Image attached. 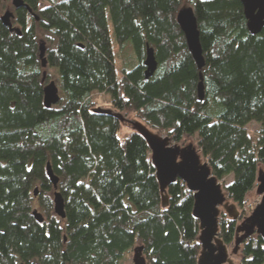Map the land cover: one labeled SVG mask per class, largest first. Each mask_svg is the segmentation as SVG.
Masks as SVG:
<instances>
[{
  "label": "trees",
  "instance_id": "obj_1",
  "mask_svg": "<svg viewBox=\"0 0 264 264\" xmlns=\"http://www.w3.org/2000/svg\"><path fill=\"white\" fill-rule=\"evenodd\" d=\"M22 1L30 12L21 7L11 19L19 34L0 21V264H127L138 245L147 264H196L191 193L177 180L162 204L144 139L132 129L122 134L127 122L92 112L95 97L105 94L106 107L171 143L192 137L225 199L241 208L264 170V25L250 34L239 0ZM5 7L0 0V15ZM183 7L196 19L200 69L175 22ZM108 24L134 58L119 73ZM146 47L156 67L145 80ZM49 68L60 98L45 108ZM46 162L63 218L52 211ZM217 225L232 245L236 220L219 211ZM230 258L264 264V242L252 234Z\"/></svg>",
  "mask_w": 264,
  "mask_h": 264
},
{
  "label": "water",
  "instance_id": "obj_2",
  "mask_svg": "<svg viewBox=\"0 0 264 264\" xmlns=\"http://www.w3.org/2000/svg\"><path fill=\"white\" fill-rule=\"evenodd\" d=\"M242 5V12L245 18L246 29L250 34L258 33L264 25V0H239ZM25 8L30 9L22 0H11V9H5L0 15L1 23L10 31L19 34V28L12 26L13 10ZM35 19L37 16L33 13ZM175 22L183 34L187 49L198 69L203 66L202 51L199 43V33L196 19L190 7H183L175 15ZM44 47L38 44V57L42 67L46 62L43 57ZM144 79L146 80L154 71L156 61L151 47L145 48L143 60ZM45 78V71L42 72V81ZM198 99L203 97L202 77L199 74V81L196 86ZM60 96L58 87L54 80L44 82L42 88L43 107L49 108L58 102ZM92 112L106 114L117 118L123 126L131 128L139 134L147 144L149 150V161L154 168V176L158 183L161 203H166V188L168 185L180 180L185 188L191 193L193 202L191 215L197 220L198 235L197 241L200 250L196 258V264H234L230 254H234L239 244L252 234L260 236L264 242V170L257 169L255 177V192L260 196L259 201L254 205L248 215L244 216L235 226L233 246L230 251L217 236V218L220 209L226 215L235 220L238 217L235 205L225 199L221 183L210 173L206 161L200 157L199 151L192 143L179 145L171 143L162 135L149 130L144 124L137 120L124 118L120 113L110 108L96 106ZM46 176L52 186V211L60 217H64L63 199L57 191L58 178L50 168L48 162L45 165ZM33 196L37 194V188L33 189ZM37 222L42 221V215L36 208L31 211ZM131 264H147L142 255V246L133 248Z\"/></svg>",
  "mask_w": 264,
  "mask_h": 264
},
{
  "label": "rangeland",
  "instance_id": "obj_3",
  "mask_svg": "<svg viewBox=\"0 0 264 264\" xmlns=\"http://www.w3.org/2000/svg\"><path fill=\"white\" fill-rule=\"evenodd\" d=\"M4 4H5V8L2 10V13L5 9H10L11 8V0H3ZM185 5V4H184ZM1 13V14H2ZM109 25V29H110V37H111V41H112V50H113V56H114V66L117 70V72L119 73V71L121 70V68L123 67H131L134 64V58L130 49V44L129 42H126L123 47L119 48L117 47V45L115 44V41L113 39L112 33H111V26ZM55 72L56 69L55 68H49L48 69V74H49V79H53L55 80ZM97 106L102 107V108H107V96L105 94H99L95 97ZM129 119H132V115H128ZM257 124L255 122H250L247 124L246 128L248 129V132L250 134H253L255 129H256ZM131 128H128L126 126H123V124L121 123V133L125 134L128 131H130ZM187 143H192L193 142V138L192 137H186L182 140L181 143H179V145H185ZM258 169H262L259 168ZM263 170V169H262ZM231 180V177H227L225 184L229 183V181ZM221 183V187L222 182ZM255 186L253 187V189L251 191H248L245 195V202L243 204V206L241 208L235 206L236 211L238 213V217L235 219L236 220V224L246 215L249 214V212L252 210V208L254 207V205L259 201L260 196L255 192ZM220 212H224L223 209H220ZM225 217H228L226 215V213L224 212ZM232 245H227L228 250L230 251ZM127 264H131V258L130 260H128L126 262Z\"/></svg>",
  "mask_w": 264,
  "mask_h": 264
}]
</instances>
